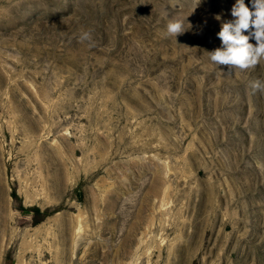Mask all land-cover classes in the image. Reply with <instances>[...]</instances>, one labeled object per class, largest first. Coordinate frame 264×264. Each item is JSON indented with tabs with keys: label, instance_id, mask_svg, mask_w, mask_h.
<instances>
[{
	"label": "rangeland",
	"instance_id": "obj_1",
	"mask_svg": "<svg viewBox=\"0 0 264 264\" xmlns=\"http://www.w3.org/2000/svg\"><path fill=\"white\" fill-rule=\"evenodd\" d=\"M235 3L0 0V264H264V61L207 53Z\"/></svg>",
	"mask_w": 264,
	"mask_h": 264
},
{
	"label": "clouds",
	"instance_id": "obj_2",
	"mask_svg": "<svg viewBox=\"0 0 264 264\" xmlns=\"http://www.w3.org/2000/svg\"><path fill=\"white\" fill-rule=\"evenodd\" d=\"M199 3L200 0H197L196 7ZM231 16L233 19L222 23L221 30L217 33L221 46L207 52L209 60L218 67L225 65L230 69L241 71L254 69L261 61H264V0H251V8L246 6L244 0H236L231 9ZM215 19L220 20L221 16L216 15ZM188 25V28L192 27V25ZM185 30L183 20L169 19L166 26V33L169 37L176 39ZM252 39L255 40V44L249 42ZM78 40L80 42L88 41L89 46H94L90 30L82 32ZM250 87L253 92L264 95V79L250 82Z\"/></svg>",
	"mask_w": 264,
	"mask_h": 264
}]
</instances>
